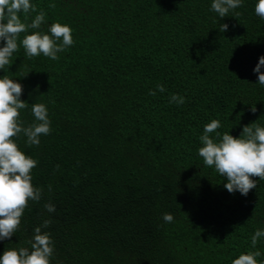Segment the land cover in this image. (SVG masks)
Returning a JSON list of instances; mask_svg holds the SVG:
<instances>
[{
  "label": "trees",
  "instance_id": "obj_1",
  "mask_svg": "<svg viewBox=\"0 0 264 264\" xmlns=\"http://www.w3.org/2000/svg\"><path fill=\"white\" fill-rule=\"evenodd\" d=\"M256 2L242 0L220 18L212 0H30L36 12L20 13L22 22L43 11L39 31L66 24L74 43L57 60L28 58L21 33L0 70L23 86L24 126L35 119L33 103L51 121L38 146L14 138L38 161L32 184L43 195L0 240V255L30 247L33 229L51 219L43 229L54 242L51 264H231L250 251L264 261V237L251 246L264 230V180L254 178L247 196L229 193L198 154L213 119L234 137L254 121L264 127V86L253 71L264 56ZM172 94L185 102L169 103ZM49 202L55 212L44 208Z\"/></svg>",
  "mask_w": 264,
  "mask_h": 264
},
{
  "label": "clouds",
  "instance_id": "obj_2",
  "mask_svg": "<svg viewBox=\"0 0 264 264\" xmlns=\"http://www.w3.org/2000/svg\"><path fill=\"white\" fill-rule=\"evenodd\" d=\"M55 7V4L49 5ZM242 6V0H212L211 10L220 18L228 16L230 10ZM255 14L264 20V0H257ZM36 12V7L30 0H0V70L10 65V58L18 50V38L25 55L28 58L41 54L52 60L59 59L57 55L72 46V29L64 24L54 22L48 27V32L39 31L45 21V13L39 11L31 23H24L20 13L25 14V19ZM239 15V13H236ZM29 29L35 30L28 34ZM228 25L222 23L219 31L226 32ZM264 56L259 57L253 69L257 74V83L264 86ZM29 73V72H28ZM26 73L24 76H26ZM156 91L164 92L163 85L158 84ZM150 90L149 95H156ZM23 86L10 79L8 76L0 78V240L10 239L19 229L24 210L29 201L39 202L43 189L32 184L31 172L38 161L22 152L14 138L21 134L25 136L26 144L38 146L41 135L51 132V121L48 118L47 108L43 103L31 104L34 121L27 126L20 119V110L29 107V103L20 97ZM184 97L172 94L169 103L182 105ZM252 113L257 111L255 106L249 109ZM221 127L219 120L213 119L204 125L203 134L199 140L201 147L198 154L203 159L205 166L214 168L223 178H226L224 188L229 193L239 192L247 196L250 190L256 188V179L264 180V127L252 122L244 125L238 137L229 132L221 134L217 131ZM215 133V136L210 134ZM59 167V166H57ZM51 190V186H49ZM47 212H55L52 203H46ZM163 220L171 223L174 217L169 213L163 214ZM51 219H44L42 224L33 229L32 237L26 241L30 247L7 248L0 255V264H51L54 253V242L51 234L43 229H48ZM264 237V230L257 229L251 237V246L256 247L258 239ZM260 251L240 253L231 264H264L257 260Z\"/></svg>",
  "mask_w": 264,
  "mask_h": 264
}]
</instances>
